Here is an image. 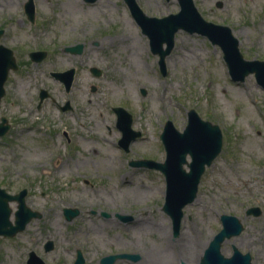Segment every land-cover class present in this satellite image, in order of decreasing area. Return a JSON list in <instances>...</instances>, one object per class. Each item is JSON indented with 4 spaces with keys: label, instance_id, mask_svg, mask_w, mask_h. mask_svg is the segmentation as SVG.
Instances as JSON below:
<instances>
[{
    "label": "rangeland",
    "instance_id": "rangeland-1",
    "mask_svg": "<svg viewBox=\"0 0 264 264\" xmlns=\"http://www.w3.org/2000/svg\"><path fill=\"white\" fill-rule=\"evenodd\" d=\"M25 2L0 0V44L13 50L18 63L0 100V119L9 123L0 136V186L10 193L26 188V204L41 217L14 236H0V264H26L29 251L44 264H73L78 249L84 264H100L102 256L120 252L139 257L113 264H194L186 246L193 250L194 241L209 242L222 227L221 214L235 215L243 224L239 235L222 243L221 252L230 256L236 246L250 253L253 264H264V89L254 75L232 80L220 47L183 29L174 35L162 73L124 0H33V22ZM136 2L148 16L179 10L177 0ZM194 4L205 20L232 29L246 59H264V0ZM124 29L130 30L126 40L119 36ZM75 43L84 44L82 53L64 51ZM31 50H44L46 56L34 61ZM90 66L101 75L94 76ZM69 67L76 73L66 92L50 73ZM41 88L49 96L39 103ZM66 101L72 109L60 108L58 103ZM114 106L125 108L132 129L141 133L128 151L118 144ZM190 108L219 126L222 146L174 235L162 210L164 175L129 162L163 161L165 121L181 131ZM9 205L15 211L17 203ZM64 207L80 213L66 220ZM249 207H259L260 214L247 215ZM47 240L53 242L50 250H44Z\"/></svg>",
    "mask_w": 264,
    "mask_h": 264
},
{
    "label": "water",
    "instance_id": "water-1",
    "mask_svg": "<svg viewBox=\"0 0 264 264\" xmlns=\"http://www.w3.org/2000/svg\"><path fill=\"white\" fill-rule=\"evenodd\" d=\"M93 1V0H87ZM179 10L161 17L148 16L138 6L136 0H125L134 19L140 25L141 30L149 39L150 49L159 56L160 71L165 72V56L174 46V35L179 29L189 33H199L206 36L213 44H217L223 59L228 67V72L233 80L242 81L250 73L254 74L256 82L264 89V60L246 59L239 48V39L232 33L228 25L218 24L205 20L193 0H177ZM221 6V2H217ZM24 11L30 21H34L35 8L33 0L24 3ZM3 31L0 30V34ZM165 44V46H164ZM83 43H76L64 47V51L72 54L82 53ZM46 55L45 51H32L30 57L34 61L41 60ZM17 64L11 49L0 44V99L5 93L4 82L10 69L15 70ZM90 71L94 76H100L101 70L91 66ZM61 81L66 91H69L74 79L75 68L71 67L63 71L51 72ZM96 86L91 85L95 90ZM145 93V90H142ZM47 91L40 89L39 101L46 96ZM264 102V99H263ZM68 108V103L63 107ZM117 115L116 124L122 135L119 144L128 150L129 144L140 135V131L131 127L132 116L123 107L113 108ZM9 128L6 117L0 121V136ZM160 139L164 146L165 158L156 161L150 158L131 160L133 166L147 167L161 171L165 177V196L162 210L166 212L172 221L173 234L177 235L183 217V208L191 203L197 195L198 184L206 166H209L218 155L222 146V132L219 126L209 120L202 119L195 109L187 112V124L183 130H178L171 120H167L160 133ZM188 157L190 160H188ZM186 166V167H185ZM27 189L23 188L17 193H10L0 186V235L14 236L22 231L32 218L41 217V213L33 210L26 204ZM10 201L17 203L13 212L14 219H10L12 208ZM76 207H64L63 214L67 220L79 214ZM259 207H249L247 215H259ZM106 215V213H104ZM123 220L130 219L119 215ZM222 227L214 234L204 249L200 264H253L249 252H241L236 246H232V254L225 256L221 252L224 240L239 235L243 230V224L235 215L221 214ZM45 250L52 247V241H46ZM137 254L121 252L104 255L100 258V264H113L117 259H138ZM26 264H44V261L34 251H29ZM73 264H84V257L80 250L76 251Z\"/></svg>",
    "mask_w": 264,
    "mask_h": 264
},
{
    "label": "bare ground",
    "instance_id": "bare-ground-1",
    "mask_svg": "<svg viewBox=\"0 0 264 264\" xmlns=\"http://www.w3.org/2000/svg\"><path fill=\"white\" fill-rule=\"evenodd\" d=\"M105 1L109 2L111 0H105ZM127 33H130V30L129 29H124L121 32V34L119 35L120 38L122 40L128 39L129 36H127ZM207 242H208V239H206L205 241H202V242L194 241L193 242V250H192V248L189 245L186 246L187 253L190 254V256L193 258L194 264H196L198 259H200V257H201V255H200L201 254V249L207 244Z\"/></svg>",
    "mask_w": 264,
    "mask_h": 264
},
{
    "label": "flooded vegetation",
    "instance_id": "flooded-vegetation-1",
    "mask_svg": "<svg viewBox=\"0 0 264 264\" xmlns=\"http://www.w3.org/2000/svg\"><path fill=\"white\" fill-rule=\"evenodd\" d=\"M48 96H49V94H48ZM65 104V103H64ZM64 104L63 105H60L59 103H58V105L60 106V108L62 109V110H67V109H72V105H71V103H70V101H68V108L67 109H64L63 108V106H64ZM63 134L65 135V136H67V132H66V130H64L63 131ZM48 241V240H47ZM46 243V242H45ZM45 243H44V245H45ZM52 247H53V242H52ZM51 247V248H52ZM44 250H45V247H44Z\"/></svg>",
    "mask_w": 264,
    "mask_h": 264
}]
</instances>
